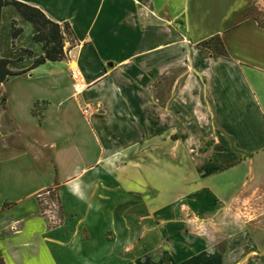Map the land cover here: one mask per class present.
<instances>
[{
    "label": "crops",
    "instance_id": "0c3cea01",
    "mask_svg": "<svg viewBox=\"0 0 264 264\" xmlns=\"http://www.w3.org/2000/svg\"><path fill=\"white\" fill-rule=\"evenodd\" d=\"M7 1L69 32L0 85V264H264L257 0Z\"/></svg>",
    "mask_w": 264,
    "mask_h": 264
},
{
    "label": "rangeland",
    "instance_id": "374dc122",
    "mask_svg": "<svg viewBox=\"0 0 264 264\" xmlns=\"http://www.w3.org/2000/svg\"><path fill=\"white\" fill-rule=\"evenodd\" d=\"M246 17L255 20L260 26L264 27V0H257L246 10ZM21 29V33L14 36L16 30ZM48 30V27L45 31ZM34 28L31 24L24 21L12 6L3 8L0 22V56L9 59H21V63L13 65L14 69L25 68L31 65L40 53L39 44L32 41ZM68 34V33H67ZM201 52L210 56H220L222 47L220 40L211 39L199 46ZM2 89V88H1ZM6 92L1 90L0 100L5 98ZM4 108V104L0 108ZM43 106L36 105L33 113L37 116ZM52 226V225H50Z\"/></svg>",
    "mask_w": 264,
    "mask_h": 264
},
{
    "label": "trees",
    "instance_id": "16d2710c",
    "mask_svg": "<svg viewBox=\"0 0 264 264\" xmlns=\"http://www.w3.org/2000/svg\"><path fill=\"white\" fill-rule=\"evenodd\" d=\"M7 6L14 7L20 17L33 26L34 34L32 36V41L41 46L39 55L35 57L31 65L25 68L14 69L13 67L14 64L21 63V59L16 60L0 56V85L10 77L25 74L47 61L58 62L64 60V34L69 32L68 28L61 29L59 25L48 20L39 10L15 1L0 0V22L2 10ZM47 27L48 30L45 31ZM20 33L21 29H18L15 31L14 36ZM211 39L220 40L218 37H213ZM220 44L223 51L220 56H222L225 51L221 41Z\"/></svg>",
    "mask_w": 264,
    "mask_h": 264
},
{
    "label": "built area",
    "instance_id": "2783aa9c",
    "mask_svg": "<svg viewBox=\"0 0 264 264\" xmlns=\"http://www.w3.org/2000/svg\"><path fill=\"white\" fill-rule=\"evenodd\" d=\"M70 75L73 81H80V74L76 69H71ZM36 198L42 206V216L46 218L50 225L59 226L62 223V218L60 217L59 206L52 189L38 193Z\"/></svg>",
    "mask_w": 264,
    "mask_h": 264
}]
</instances>
